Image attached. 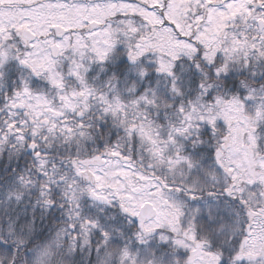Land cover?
<instances>
[{
  "label": "snow or ice",
  "instance_id": "6c2138e0",
  "mask_svg": "<svg viewBox=\"0 0 264 264\" xmlns=\"http://www.w3.org/2000/svg\"><path fill=\"white\" fill-rule=\"evenodd\" d=\"M0 264H264V0H0Z\"/></svg>",
  "mask_w": 264,
  "mask_h": 264
}]
</instances>
